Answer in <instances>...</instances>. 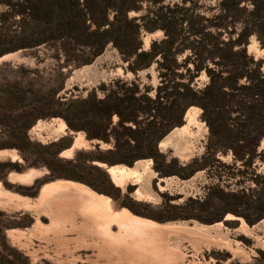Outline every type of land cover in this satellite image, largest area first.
<instances>
[{
	"label": "trees",
	"instance_id": "1",
	"mask_svg": "<svg viewBox=\"0 0 264 264\" xmlns=\"http://www.w3.org/2000/svg\"><path fill=\"white\" fill-rule=\"evenodd\" d=\"M165 2L0 0V58L22 51L37 66L54 63L44 70L20 65L17 73L13 71L16 76L2 75L0 150H15L22 163L0 161V168L6 174L11 168L21 173L42 164L55 180L67 177L65 166L75 167L87 156L91 168L111 186L108 172L95 162L133 166L150 159L162 174L156 160L167 159L159 143L183 126L188 110L197 107L208 128L206 153L187 165L176 159L169 163L179 165L174 175L182 179L204 169L211 172L217 183L208 188L207 197L218 193L224 210L205 219L187 210L193 201L189 199L178 206L185 213L178 218L216 223L231 214L255 225L264 219V170L258 172L260 164L264 166V57L257 58L248 48L254 37L264 50V0H215L209 7L201 0ZM158 31L163 38L145 49L144 33ZM109 46L119 52L125 73L135 78L102 83L86 97L66 90L72 72L91 64ZM154 65L157 85L144 84L138 74ZM9 67L0 66V75ZM203 75L207 82L199 87L197 79ZM53 118L62 119L69 131L84 133L87 141L95 142L94 149L77 151L68 160L60 158L71 147L60 146L65 137L47 145L33 142L30 130L38 121ZM36 146L52 150L57 167L31 161L29 150ZM219 154H231V164L222 163ZM214 162L236 172L214 174ZM188 169L191 173L183 175ZM232 182L237 190H232ZM243 207L250 212L241 211ZM257 253L258 261L264 262V251Z\"/></svg>",
	"mask_w": 264,
	"mask_h": 264
},
{
	"label": "rangeland",
	"instance_id": "2",
	"mask_svg": "<svg viewBox=\"0 0 264 264\" xmlns=\"http://www.w3.org/2000/svg\"><path fill=\"white\" fill-rule=\"evenodd\" d=\"M178 1L166 0L165 5ZM201 4L209 7L215 4V0H201ZM146 5L143 4L144 7ZM137 15L131 13V16ZM161 38L162 31L144 33V48L149 49L152 40ZM248 49L257 58L264 57V50L260 49L254 37ZM3 64L10 67L2 71L0 79L3 74L16 76L20 65L27 68L37 66L35 59L25 56L22 51L2 56L0 66ZM53 66V61L48 60L37 67L44 70ZM125 67L119 52L109 46L91 64L72 72L66 82V90L86 97L102 83H110L117 78L134 79L133 74L125 73ZM138 77L144 84L156 86L155 65L140 72ZM206 82L205 75L197 79L199 87ZM192 113L196 114V121L189 124L187 133H180L169 140L166 149L159 147L167 159L156 160L162 174L156 171L153 160L147 171L145 163L143 166L137 162L133 166L93 164L106 171L116 165L136 168L141 178L128 179L123 186L116 185L109 172L113 185L108 184L101 172L91 168L87 156H81L75 167L65 166L67 177L55 180H51L48 168L42 164L37 168H26L21 173L11 168L6 174L0 168V264H264L257 259V250L264 251V219L250 226L231 214L216 223L178 218L185 214L178 206L189 199L193 201L188 202L187 210L205 219L224 210L218 193L207 197L208 188L217 183L207 169L184 179L174 175L179 165L201 159L206 153L207 125L201 119V109L192 110ZM63 122L60 118L40 120L30 130L29 136L33 142L42 145L65 137L60 146L70 144L71 147L61 152L60 158L63 159H73L77 151L94 149L95 142L87 141L82 132L69 131ZM187 122L185 119L183 126ZM70 148L73 150L67 151ZM3 151L9 154L0 153V161L22 163L15 150H0ZM52 152L36 146L29 150V157L31 161H45L55 168L57 165L51 160ZM217 158L226 165L232 162L231 154H219ZM173 159L179 165L170 164ZM214 168V174L236 172L216 162ZM263 170L264 166L260 164L258 172ZM12 173L28 174L23 179L29 182L13 181ZM190 173L191 169H188L183 175ZM58 182L69 185L61 190L47 186V191L42 193L45 185ZM234 182L231 188L237 190ZM250 184L248 188H254ZM247 193L252 195L250 190ZM179 196L183 197L178 199ZM250 199L254 200V197L250 196ZM250 210L243 207L241 211L248 213Z\"/></svg>",
	"mask_w": 264,
	"mask_h": 264
},
{
	"label": "bare ground",
	"instance_id": "3",
	"mask_svg": "<svg viewBox=\"0 0 264 264\" xmlns=\"http://www.w3.org/2000/svg\"><path fill=\"white\" fill-rule=\"evenodd\" d=\"M192 110H200L196 107H192L188 110V112L186 113V117L185 119L188 121L187 122V125L185 126H182L180 128H176L174 129L166 138H164L161 142H160V148L161 149H166L168 147V144H169V140L171 139H175L180 133H187L188 131V126L189 124H192L194 121H196V114L192 113ZM64 123V122H63ZM64 126L67 128L66 124L64 123ZM77 144V142L75 143V145ZM74 145V146H75ZM74 148V147H73ZM73 148H70L69 150L67 151H71L73 150ZM66 151V152H67ZM0 153H4V154H9L8 152L6 151H3V152H0ZM63 154V153H62ZM145 163V164H144ZM137 165L138 164H141L143 166L144 164V169L145 171L149 170L150 168V164H151V160H145V161H139L136 163ZM108 172L113 180V182L118 185V186H123L126 184V181L128 179H133V178H136L138 179L139 177L141 178V175H140V172L138 170H136V168H128V167H125V166H120V165H116V166H112V167H109L108 168ZM144 172V171H143ZM10 176L12 177V180L13 181H16V180H22V182H29V180L27 179H23L25 178L24 176L22 175H13L10 174ZM18 176V177H17ZM33 178V177H32ZM69 184L67 183H63V182H58V183H52V184H49V185H45L43 188H42V193L46 192V187L47 186H50L51 188H55L57 190H61V189H64L68 186ZM76 185V184H75ZM228 216H231V215H228ZM228 218V217H227Z\"/></svg>",
	"mask_w": 264,
	"mask_h": 264
},
{
	"label": "crops",
	"instance_id": "4",
	"mask_svg": "<svg viewBox=\"0 0 264 264\" xmlns=\"http://www.w3.org/2000/svg\"><path fill=\"white\" fill-rule=\"evenodd\" d=\"M19 175H22V176H24V177H27V176H28V174H26V173H24V174H19Z\"/></svg>",
	"mask_w": 264,
	"mask_h": 264
},
{
	"label": "water",
	"instance_id": "5",
	"mask_svg": "<svg viewBox=\"0 0 264 264\" xmlns=\"http://www.w3.org/2000/svg\"><path fill=\"white\" fill-rule=\"evenodd\" d=\"M159 145H160V143H159ZM160 147V146H159ZM109 168V167H108ZM107 172H108V170H107Z\"/></svg>",
	"mask_w": 264,
	"mask_h": 264
}]
</instances>
